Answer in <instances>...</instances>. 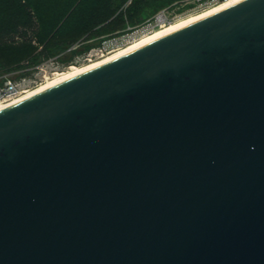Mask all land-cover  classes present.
<instances>
[{
  "label": "water",
  "instance_id": "95a60500",
  "mask_svg": "<svg viewBox=\"0 0 264 264\" xmlns=\"http://www.w3.org/2000/svg\"><path fill=\"white\" fill-rule=\"evenodd\" d=\"M0 264H264V0L2 109Z\"/></svg>",
  "mask_w": 264,
  "mask_h": 264
},
{
  "label": "rangeland",
  "instance_id": "374dc122",
  "mask_svg": "<svg viewBox=\"0 0 264 264\" xmlns=\"http://www.w3.org/2000/svg\"><path fill=\"white\" fill-rule=\"evenodd\" d=\"M96 1L98 0H0V27L11 15L24 8L33 11L41 27L35 42L31 44L9 47L0 45V63L11 62L13 67H19L5 74L16 80L24 75L29 76L36 72L41 75L43 71H47L46 75L52 79L72 65L81 66L90 60L100 59V49L106 54L159 31L163 24L159 20L162 12L168 17L165 24L169 25L201 11L187 3V0H182L158 9L145 19H134L132 24L125 20L120 23L118 19L125 18V11L131 2L127 0L111 16L116 19L110 26L105 24L95 27L92 20L81 30L78 23L80 16L91 14L87 19L93 18L97 10H90V4Z\"/></svg>",
  "mask_w": 264,
  "mask_h": 264
},
{
  "label": "trees",
  "instance_id": "16d2710c",
  "mask_svg": "<svg viewBox=\"0 0 264 264\" xmlns=\"http://www.w3.org/2000/svg\"><path fill=\"white\" fill-rule=\"evenodd\" d=\"M176 1L182 0H131L127 10L125 11V18L120 17L123 16V14L120 13V16L118 15L120 19L118 20H120V23H123L125 20L132 24L134 19H145L158 9L171 5ZM125 2H127V0H98L96 3L90 4V10L96 9L97 13H95V15H93L94 17H91L90 20L87 19V16H91V14L80 16L81 18L78 20V23L83 27H80L79 25V28L84 30L87 24H89L92 20L95 22V25L93 23V26L95 27L100 25L103 26L105 24L110 26L116 19V17L111 18V16H114V13L116 14L117 9ZM40 28L41 27H39L38 20L35 17L33 11L29 8H24L11 15L9 20L6 21L2 27H0V45L9 47L18 44H31L35 42ZM27 64L29 65V63ZM16 68L19 67H13L11 62H1L0 75Z\"/></svg>",
  "mask_w": 264,
  "mask_h": 264
},
{
  "label": "bare ground",
  "instance_id": "6f19581e",
  "mask_svg": "<svg viewBox=\"0 0 264 264\" xmlns=\"http://www.w3.org/2000/svg\"><path fill=\"white\" fill-rule=\"evenodd\" d=\"M243 0H224L220 3H218V5H213L210 7H207L201 11H199L198 13H195L193 15H190L186 18L180 19L174 23H171L169 25L167 24H162L159 29V31L157 30L156 32H153L149 35H147L146 37L143 36V38L134 41L133 43L124 46V47H120L118 49L112 50L110 52H108L107 54H104L100 57V59H96V60H90L88 63L81 65V66H70L66 71L61 72L56 74V76L52 79H50V77L46 78V80L44 82H42L41 84H39L38 86L34 87L33 89L29 90L26 94L20 96L19 98L13 100L12 102L6 104V105H2L0 106V111L2 109H5L7 107H10L12 105H15L29 97H32L33 95H36L40 92H42L43 90H46L50 87H53L63 81H66L76 75H79L81 73H85L88 70H91L95 67H98L102 64H105L107 62H110L114 59H117L127 53H130L142 46H145L155 40H158L166 35L171 34L172 32H175L185 26H188L192 23H195L197 21H200L206 17H209L221 10H224L238 2H241ZM162 17H159V19H161ZM166 25V26H165ZM57 73V72H56ZM54 74V73H53ZM52 74V75H53Z\"/></svg>",
  "mask_w": 264,
  "mask_h": 264
},
{
  "label": "built area",
  "instance_id": "2783aa9c",
  "mask_svg": "<svg viewBox=\"0 0 264 264\" xmlns=\"http://www.w3.org/2000/svg\"><path fill=\"white\" fill-rule=\"evenodd\" d=\"M224 0H187V3H191L200 10H203L207 7L218 5V3ZM162 17L159 19L163 24L167 21L168 17L165 15L164 12L159 16ZM100 56L104 55L102 49L99 50ZM110 52V51H108ZM106 52V54L108 53ZM47 71H43L41 75H37L38 73H34L32 75L22 76L19 79H12L9 77V74H3L0 76V106L6 105L13 100L19 98L20 96L26 94L29 90L33 89L34 87L38 86L42 82L48 78L46 75Z\"/></svg>",
  "mask_w": 264,
  "mask_h": 264
}]
</instances>
